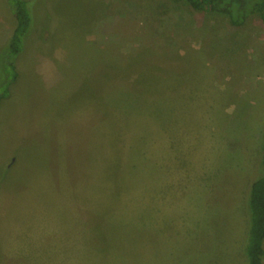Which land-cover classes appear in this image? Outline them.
Returning <instances> with one entry per match:
<instances>
[{
    "label": "rangeland",
    "instance_id": "1",
    "mask_svg": "<svg viewBox=\"0 0 264 264\" xmlns=\"http://www.w3.org/2000/svg\"><path fill=\"white\" fill-rule=\"evenodd\" d=\"M27 6L7 84L15 20L0 0V264H248L261 16L235 26L188 0Z\"/></svg>",
    "mask_w": 264,
    "mask_h": 264
},
{
    "label": "trees",
    "instance_id": "2",
    "mask_svg": "<svg viewBox=\"0 0 264 264\" xmlns=\"http://www.w3.org/2000/svg\"><path fill=\"white\" fill-rule=\"evenodd\" d=\"M190 5L204 12H217L227 14L233 25H240L246 16L257 13L264 20V0H188ZM11 8L15 26L4 46L5 67L11 73L5 83L9 84L18 76L14 64V57L23 49V40L32 23V16L27 6V0H6ZM5 69V68H4ZM8 95V88L0 93V99ZM260 163L264 168V129L262 133ZM251 224L249 228V241L246 248L248 264H264V174L250 182L249 196Z\"/></svg>",
    "mask_w": 264,
    "mask_h": 264
},
{
    "label": "crops",
    "instance_id": "3",
    "mask_svg": "<svg viewBox=\"0 0 264 264\" xmlns=\"http://www.w3.org/2000/svg\"><path fill=\"white\" fill-rule=\"evenodd\" d=\"M249 182V184H250V181H248ZM263 248H264V241H263ZM242 254V253H241ZM243 255V254H242Z\"/></svg>",
    "mask_w": 264,
    "mask_h": 264
}]
</instances>
